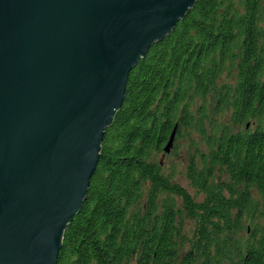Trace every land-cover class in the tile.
Masks as SVG:
<instances>
[{
    "label": "trees",
    "instance_id": "obj_1",
    "mask_svg": "<svg viewBox=\"0 0 264 264\" xmlns=\"http://www.w3.org/2000/svg\"><path fill=\"white\" fill-rule=\"evenodd\" d=\"M56 264H264V0H196L133 67Z\"/></svg>",
    "mask_w": 264,
    "mask_h": 264
},
{
    "label": "water",
    "instance_id": "obj_2",
    "mask_svg": "<svg viewBox=\"0 0 264 264\" xmlns=\"http://www.w3.org/2000/svg\"><path fill=\"white\" fill-rule=\"evenodd\" d=\"M195 2L0 0V264H56L130 71Z\"/></svg>",
    "mask_w": 264,
    "mask_h": 264
},
{
    "label": "rangeland",
    "instance_id": "obj_3",
    "mask_svg": "<svg viewBox=\"0 0 264 264\" xmlns=\"http://www.w3.org/2000/svg\"><path fill=\"white\" fill-rule=\"evenodd\" d=\"M195 142H198V139L194 138L193 140H191L190 138H183L178 141L173 140L172 148L170 149V151L173 152V148H175L174 154H170L168 158H164L167 160L165 173H167L169 171V168L173 165L176 172L175 181L185 187L191 194H194V190H192L188 186V182L184 178V169L188 164L189 155L192 152L191 148L193 147L192 145H194ZM187 227H189V224H187Z\"/></svg>",
    "mask_w": 264,
    "mask_h": 264
}]
</instances>
